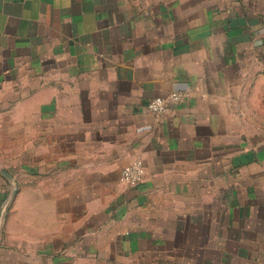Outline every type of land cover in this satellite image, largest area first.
Here are the masks:
<instances>
[{"label": "crops", "instance_id": "crops-1", "mask_svg": "<svg viewBox=\"0 0 264 264\" xmlns=\"http://www.w3.org/2000/svg\"><path fill=\"white\" fill-rule=\"evenodd\" d=\"M3 208L0 264H264V0H0Z\"/></svg>", "mask_w": 264, "mask_h": 264}, {"label": "built area", "instance_id": "built-area-1", "mask_svg": "<svg viewBox=\"0 0 264 264\" xmlns=\"http://www.w3.org/2000/svg\"><path fill=\"white\" fill-rule=\"evenodd\" d=\"M183 97V93L179 91L172 92L168 97H154L148 101L146 108L148 111L154 114L163 113L166 110L168 101L179 102ZM144 165L140 159H136L122 168L120 172V180L122 183L135 186L137 185L143 177ZM2 212H0V225L2 222Z\"/></svg>", "mask_w": 264, "mask_h": 264}]
</instances>
